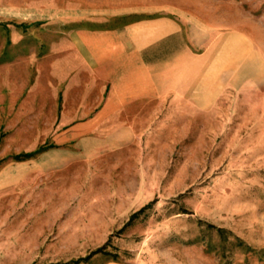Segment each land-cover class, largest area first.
Segmentation results:
<instances>
[{
	"label": "rangeland",
	"instance_id": "374dc122",
	"mask_svg": "<svg viewBox=\"0 0 264 264\" xmlns=\"http://www.w3.org/2000/svg\"><path fill=\"white\" fill-rule=\"evenodd\" d=\"M193 12L215 24L213 37ZM150 16L173 17L186 28L193 53L208 57V76L213 65H223V85L207 109L161 111L151 141L142 142L141 158L92 176L98 188L105 186L97 195L134 193L143 202L127 220L84 254L54 255L52 239H39L30 263L21 232L39 213L27 215L30 208L21 204L38 198L39 186L24 195L9 183L8 169L39 165L40 152L23 160L14 156L39 149L54 131L56 109L46 103L40 111L36 98L28 97L40 63L53 61V44L74 29L112 28ZM233 25L254 46L230 68ZM108 186H125L126 192ZM108 259L264 264V0H0V264Z\"/></svg>",
	"mask_w": 264,
	"mask_h": 264
},
{
	"label": "crops",
	"instance_id": "0c3cea01",
	"mask_svg": "<svg viewBox=\"0 0 264 264\" xmlns=\"http://www.w3.org/2000/svg\"><path fill=\"white\" fill-rule=\"evenodd\" d=\"M193 13L213 37L215 24ZM238 28L230 27V68L253 52L250 35ZM188 34L166 16L112 28L82 27L57 38L55 59L46 67L41 61L28 97L36 98L40 111L46 103L56 109L54 131L39 153V165L8 169L13 175L9 183L24 195L39 186V197L21 204L30 208L27 215L39 213L29 229L28 220L20 231L30 263L41 247L37 240L51 238L48 247L54 255L84 254L127 220L135 206L143 205L134 193L97 195L105 186L98 188L92 176L125 165V159L141 158L142 142L151 141L161 111L207 109L218 94L223 65H213L208 76V57L193 53ZM255 44L259 46L256 39ZM107 190L126 192L125 186ZM100 264L138 263L108 259Z\"/></svg>",
	"mask_w": 264,
	"mask_h": 264
},
{
	"label": "trees",
	"instance_id": "16d2710c",
	"mask_svg": "<svg viewBox=\"0 0 264 264\" xmlns=\"http://www.w3.org/2000/svg\"><path fill=\"white\" fill-rule=\"evenodd\" d=\"M46 147V145H43L42 147H40L39 149H36L35 151H31V152H26V153H21V154H17L14 156L15 159H20V160H23V159H26L28 157H32L34 156L36 153H39L40 151H42V149H44ZM148 206L147 205H144L142 208H140L137 212L135 213H139L141 211H143L146 207Z\"/></svg>",
	"mask_w": 264,
	"mask_h": 264
},
{
	"label": "bare ground",
	"instance_id": "6f19581e",
	"mask_svg": "<svg viewBox=\"0 0 264 264\" xmlns=\"http://www.w3.org/2000/svg\"><path fill=\"white\" fill-rule=\"evenodd\" d=\"M201 15V14H200Z\"/></svg>",
	"mask_w": 264,
	"mask_h": 264
}]
</instances>
